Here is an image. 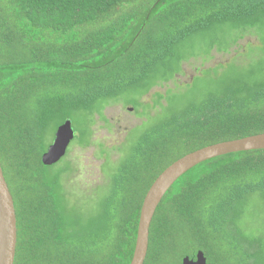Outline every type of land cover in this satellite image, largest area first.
<instances>
[{
    "label": "trees",
    "instance_id": "16d2710c",
    "mask_svg": "<svg viewBox=\"0 0 264 264\" xmlns=\"http://www.w3.org/2000/svg\"><path fill=\"white\" fill-rule=\"evenodd\" d=\"M263 28L264 0H0V165L17 220L14 264H130L143 200L167 167L264 133L263 54L203 71L216 78L199 98L168 95L165 114L88 197L66 187V158L42 163L56 130L69 120L75 142L88 146L110 103L127 97L136 108L197 51H226ZM257 200L264 208V150L197 165L158 206L144 264L198 252L208 264H264V238L244 226Z\"/></svg>",
    "mask_w": 264,
    "mask_h": 264
},
{
    "label": "rangeland",
    "instance_id": "374dc122",
    "mask_svg": "<svg viewBox=\"0 0 264 264\" xmlns=\"http://www.w3.org/2000/svg\"><path fill=\"white\" fill-rule=\"evenodd\" d=\"M196 49L198 50L197 46ZM197 52L202 55L183 62L180 73L171 81L155 86L137 98L136 108L133 104L124 103L127 97L106 106L103 111L104 120L98 117L93 120L92 143L88 146L75 142L78 132L73 127L74 140L64 157L71 162L74 169L72 177L68 178L65 184L71 193L77 197H88L85 195L90 196L92 188L103 184L109 166L115 165L123 156L122 149L126 152L130 143L148 128L151 121L154 122L153 118L165 114L163 109L167 106L165 98L168 95L174 96L177 103L187 98H199L207 88L211 89V81L216 75L211 72L207 75L203 71L219 69L220 66L226 67L230 64L246 66L256 61L261 54L264 62V28L258 32L251 30L245 33L226 51L212 50L208 55L203 51ZM197 52L195 55H198ZM193 82L194 85L191 86ZM102 193L103 190L99 189L94 195L96 197ZM257 204L260 208L250 209L245 216L244 226L255 236L264 238V208L258 200L254 205Z\"/></svg>",
    "mask_w": 264,
    "mask_h": 264
},
{
    "label": "water",
    "instance_id": "95a60500",
    "mask_svg": "<svg viewBox=\"0 0 264 264\" xmlns=\"http://www.w3.org/2000/svg\"><path fill=\"white\" fill-rule=\"evenodd\" d=\"M74 136L69 120L58 127L52 144L42 156L43 165L51 166L64 158ZM258 150H264V133L201 148L185 155L167 167L152 183L143 200L130 264H144L148 252L151 222L166 193L178 179L208 160L229 154ZM16 246L17 220L14 202L0 165V264H14ZM181 264L208 263L204 254L198 252L195 259L185 257Z\"/></svg>",
    "mask_w": 264,
    "mask_h": 264
}]
</instances>
